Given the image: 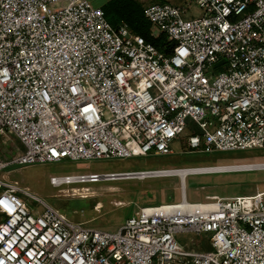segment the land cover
Returning <instances> with one entry per match:
<instances>
[{
  "label": "built area",
  "instance_id": "obj_1",
  "mask_svg": "<svg viewBox=\"0 0 264 264\" xmlns=\"http://www.w3.org/2000/svg\"><path fill=\"white\" fill-rule=\"evenodd\" d=\"M196 2L203 13L190 19L179 6H144L154 36L165 38L160 51L127 22L111 25L89 0H0V135L12 133L23 149L0 159V170L168 153L187 129L190 149L264 148V0ZM180 169L52 175L49 182ZM185 176L180 201L142 206L112 232L70 221L0 179V264H264V190L189 202ZM78 189L67 193H93ZM179 231L209 233L211 249H184Z\"/></svg>",
  "mask_w": 264,
  "mask_h": 264
},
{
  "label": "rangeland",
  "instance_id": "obj_2",
  "mask_svg": "<svg viewBox=\"0 0 264 264\" xmlns=\"http://www.w3.org/2000/svg\"><path fill=\"white\" fill-rule=\"evenodd\" d=\"M168 3L185 10L184 19L201 16L203 11L196 0H147V4ZM154 36L155 29L150 27ZM157 37V36H156ZM212 70L219 72L218 67ZM188 124L193 125L191 120ZM187 129L182 137L173 139L168 153L149 151L145 155L126 158H93L84 160L48 161L29 164H8L0 170V179L16 181L19 186L39 197L44 203L63 213L73 222L104 231H116L124 221L142 206L178 202L182 198L180 178L151 176L140 178H118L97 182L75 183L54 187L49 178L52 175L79 173H106L141 171L164 168H184L244 162H264V148L237 150L190 149L186 144ZM22 144L12 133L0 135V159L10 160L22 153ZM81 185L90 187L92 194L80 197L67 193ZM113 187V189H111ZM264 190V169L188 174L185 176V198L189 202L211 200L207 196L233 197L252 195ZM77 192V191H76ZM67 193V194H66ZM27 206L41 211L40 203L24 196ZM177 242L189 251H206L211 246L210 234L206 232L179 231L174 234Z\"/></svg>",
  "mask_w": 264,
  "mask_h": 264
},
{
  "label": "crops",
  "instance_id": "obj_3",
  "mask_svg": "<svg viewBox=\"0 0 264 264\" xmlns=\"http://www.w3.org/2000/svg\"><path fill=\"white\" fill-rule=\"evenodd\" d=\"M89 1L92 5L101 7L106 12L105 17L111 25H116L121 21H125L129 24V21L137 14H143V8L147 5V0H120L116 3H112V0Z\"/></svg>",
  "mask_w": 264,
  "mask_h": 264
},
{
  "label": "bare ground",
  "instance_id": "obj_4",
  "mask_svg": "<svg viewBox=\"0 0 264 264\" xmlns=\"http://www.w3.org/2000/svg\"><path fill=\"white\" fill-rule=\"evenodd\" d=\"M185 169L180 170H166V171H153V172H139L138 174H134L132 177L128 178H146V174H150L151 176H169L175 175L180 176V178H184L187 172H199L201 174L204 173H213V172H234V171H246V170H255V169H264V162H244V163H235V164H218V165H208V166H196V167H184ZM192 168V169H191ZM113 189V187H111ZM76 192L78 191L76 188H73Z\"/></svg>",
  "mask_w": 264,
  "mask_h": 264
},
{
  "label": "trees",
  "instance_id": "obj_5",
  "mask_svg": "<svg viewBox=\"0 0 264 264\" xmlns=\"http://www.w3.org/2000/svg\"><path fill=\"white\" fill-rule=\"evenodd\" d=\"M120 0H112V3H116ZM104 13H106L104 11ZM129 24L131 26V29L133 32L141 34L146 41L151 42L154 44L158 50L165 51L164 44H165V38L161 34L157 37L153 36L151 34L150 30V23L149 21L144 17L142 13L137 14L131 21H129Z\"/></svg>",
  "mask_w": 264,
  "mask_h": 264
}]
</instances>
